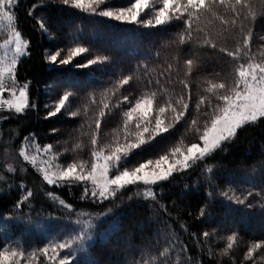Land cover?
<instances>
[{
	"label": "trees",
	"instance_id": "1",
	"mask_svg": "<svg viewBox=\"0 0 264 264\" xmlns=\"http://www.w3.org/2000/svg\"><path fill=\"white\" fill-rule=\"evenodd\" d=\"M131 2L104 0L93 12L76 8L73 0H14L6 9L14 16L11 25L0 17V48L15 31L27 42L26 54L0 57V70L16 59L14 77L5 71L3 82L8 88L26 85L28 103L21 113L0 111V252L18 253L9 264H59L65 256L69 264H264V118L244 124L232 139L174 169L166 180L126 185L115 196L110 190L104 200L84 198V186L75 181L47 183L17 153L24 145L36 150L50 145L45 152L56 167L75 163L78 174L81 165L87 173L93 150L107 155L137 142L135 125L142 129L145 121L134 113L128 120L126 113L136 99H150L151 135L144 134L146 143L139 148H121L128 153L122 167L133 170L162 155L175 161L191 144L200 145L220 114L213 111L222 106L216 97L230 94L239 65L264 63V0H245L247 7L234 0L212 4L192 19L190 34L174 18L156 26L151 4L141 18L152 25L96 14ZM75 48L86 51L69 64L47 62L57 51L67 58ZM237 48L243 51L233 60L226 51ZM219 83L226 88L208 91ZM68 94L66 109L49 115ZM201 99L205 103L197 109ZM160 106L166 107L164 114L158 113ZM180 111L184 115L177 119ZM156 115L167 132L155 134ZM177 147L181 153L174 156ZM28 191L32 195L25 200ZM58 243L69 247L55 248ZM54 248L59 255L50 259Z\"/></svg>",
	"mask_w": 264,
	"mask_h": 264
},
{
	"label": "snow or ice",
	"instance_id": "2",
	"mask_svg": "<svg viewBox=\"0 0 264 264\" xmlns=\"http://www.w3.org/2000/svg\"><path fill=\"white\" fill-rule=\"evenodd\" d=\"M206 2H208V8H206ZM65 4L69 3V0H64ZM104 3V0H74V6L79 9H85L87 6L88 9H91L93 12H96L101 4ZM162 3V7L156 8L157 4ZM219 3L224 5L226 0H186V3H182L181 0H154L153 8L155 9V25L160 26L164 25L166 22H170L171 19L181 20L186 30L191 33L192 30V19L199 18L200 12L209 11L212 4ZM236 5H241L242 7H247L245 0H234ZM14 5V0H0V17H5L9 22L14 19V16L10 14L6 9L11 8ZM96 6V8L93 7ZM142 10L150 11L149 0H132L130 6L123 7L117 11L111 10H100L98 15L102 17H114L116 20H125L129 23H146V25H152V20L141 18ZM233 12H237L236 8L232 9ZM235 23V21H233ZM41 28H44L43 23H41ZM251 34L243 38L244 49L249 47ZM13 39L15 40V52L17 55H24L26 53L22 52V48L27 47V42L22 41L21 34L18 31L13 33ZM11 41H5V43H10ZM183 42V39L181 40ZM210 43L212 48H216V44ZM84 48H75L69 52L67 58L61 56V52L57 51L55 54H51L49 59L53 63L60 64H69L71 59L74 56L79 55L82 52H85ZM221 51H226L221 49ZM243 51L241 48H237L235 52L226 51V54L233 58V60L240 59V53ZM59 58V60H58ZM249 59L252 60L254 57L249 54ZM17 63L16 59L12 60V65L6 67L3 70H0V95H3V92L7 90V86L3 82L4 72H9L13 74L14 77V68L13 66ZM89 64L96 63L95 60H90ZM186 63L191 66L193 61L188 60ZM86 66V65H85ZM238 80L235 83V86L232 87L229 91L230 94L219 95L216 97L217 100L222 102L221 105L213 106V111L215 112L219 109L220 114L214 115L211 119V127L206 128L203 132L200 140L202 141L203 146L193 143L190 147L187 148L186 154L183 155V167H188V161L192 160L194 157L199 154V158H204L206 155L212 153L213 150L220 147L222 141H228L232 139L236 130L242 127L244 124L249 122H256L260 118H264V63H252L249 62L245 66L240 64L237 68ZM124 84L128 83V79L123 80ZM242 85V87H241ZM185 88L188 87L187 84L184 85ZM225 83L212 84L211 88L208 91L213 89H225ZM13 97L16 96V92L12 91ZM64 95L59 103L56 105L55 110L52 111L49 115H56L62 109H66V101L69 100V96ZM125 101H128V97L123 98ZM130 102V101H129ZM3 104H7L9 108H15L16 113H21L26 107L27 103V86L21 85L19 88V98L16 100H3ZM204 99H201L197 104V109L200 108V105L204 104ZM107 107V105L105 106ZM188 104H183V110L186 111ZM152 109V100L150 99H136L134 106L129 112L126 113L128 120L132 119V114L134 112L141 113V119L145 121V125L141 129V124L136 123L135 127L139 131L136 134L135 143H127L121 147H116L110 154L105 155L102 151L93 150L91 155L94 161H103L102 163L93 162L90 166V170L85 173L83 171V165L80 166V172L77 174V164L72 163L64 168V170L55 173L58 177V180L61 182L75 181L81 183L84 186V198H88L90 195L93 199L99 198L101 200L109 198V191L111 189V195L115 196L117 191L123 189L126 185H134L138 182H142L144 185L156 184L158 181H164L169 176L172 175L173 170L177 164H180V160L177 159L175 164L169 161L167 155H162L158 160L155 161V169L153 171H148L149 166L153 164L152 160H148L146 163H140L139 166L135 167L134 170H128L122 167V161L126 159L127 152L125 151L121 154V148L125 147L126 149H136L141 145L146 143V140L143 138L145 133H150L151 122L147 120L149 112ZM175 111V109H173ZM184 111H180L177 114V119L181 118L184 115ZM166 112V107H158V113L164 114ZM74 115V113H73ZM195 123V121H193ZM164 121L160 118V115L154 117V130L155 134L159 135L161 132H167L168 128L162 127ZM97 128L100 127L97 123ZM154 138V136H153ZM27 139V138H26ZM92 144L96 145V139L92 140ZM51 149V146H47L44 151ZM181 153L180 148H175L173 150V155ZM21 156H24L25 160L28 159L25 156L24 152L20 153ZM34 160V158H33ZM164 165H167V168H164ZM158 170V171H157ZM111 173V175H110ZM49 184L53 183V180L50 179L47 175L44 177ZM91 181L92 188L89 189L88 182ZM61 186V185H57ZM114 186V187H113ZM98 189V190H97ZM151 195V193H148ZM32 195L31 191L27 192V195L24 197L25 200ZM51 196L52 193H49ZM238 203H243L242 200H238ZM60 203L65 207L70 209V205L60 201ZM204 236L207 237L208 233H204ZM231 244L228 245L231 248ZM69 247L66 243H58L55 245V248L65 249ZM256 248L261 247L259 244L255 246ZM54 251V256L50 259H55V256L59 253ZM43 252L47 255L48 249H43ZM18 253L12 251L9 253L7 250L0 252V264H9V261L12 257H16ZM22 255V254H21ZM70 255V254H68ZM252 255L251 251L248 252V257ZM59 264H69L67 256L59 260Z\"/></svg>",
	"mask_w": 264,
	"mask_h": 264
},
{
	"label": "rangeland",
	"instance_id": "3",
	"mask_svg": "<svg viewBox=\"0 0 264 264\" xmlns=\"http://www.w3.org/2000/svg\"><path fill=\"white\" fill-rule=\"evenodd\" d=\"M73 2H74V0H73ZM181 2L182 3H186V0H181ZM153 3H154V0H149V4L153 5ZM157 5H158V7H162V3L157 4ZM1 21L4 23L3 25H11V22H8V20L5 17H2ZM7 41H11V42L3 44L1 46V48H0L1 49V55H0L1 58H5V57L12 58L13 56L11 55V52H14L16 54V52H15V40L13 39V32L8 37ZM22 52L25 53L24 48H22ZM18 56H20V55H17V57ZM47 62L50 64L51 60L47 59ZM19 88L20 87H15V86H12V87H9V88L7 87V90H5L3 92V95H0V102H2L3 100H16V99H18L19 98ZM12 91L16 92V96L15 97H13ZM134 104L132 106H130V110L134 106ZM2 110L15 111V108L14 107L13 108H9V106L7 104L0 103V111H2ZM134 114H136V117H141V113L140 112H134ZM200 145H201V147L203 146L202 142L200 143ZM22 151L24 152L25 156L28 157L27 160H25L24 156L20 155V153ZM186 152L184 154H186ZM17 153L22 157L23 160H25L26 162L34 165V168L38 171V173L40 175H42L44 181H46L48 183V181L44 178L45 175H47L50 179H52L53 182H58L59 181L58 177L56 175H54V174L58 173L59 171L64 170V168L56 167L55 164L52 163L50 157L44 151V148L36 150V148L33 147V146L24 145L20 149H18ZM196 157H199V154H197ZM196 157H194V158H196ZM33 158H34V160H33ZM10 159H11V157L8 156V155L5 157L7 165H9ZM178 159L180 160L181 163L177 164L175 169L183 167V155L180 156ZM176 160L172 161L171 163L175 164ZM94 162L102 163L103 161H94ZM164 168L166 169L167 165H164ZM147 170L148 171L156 170L155 169V163L150 165L149 169H147ZM88 183L90 184V186L92 188L91 181H89ZM137 184H143V183L142 182H138Z\"/></svg>",
	"mask_w": 264,
	"mask_h": 264
}]
</instances>
